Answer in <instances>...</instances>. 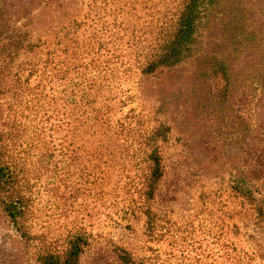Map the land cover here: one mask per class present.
<instances>
[{
  "label": "trees",
  "instance_id": "1",
  "mask_svg": "<svg viewBox=\"0 0 264 264\" xmlns=\"http://www.w3.org/2000/svg\"><path fill=\"white\" fill-rule=\"evenodd\" d=\"M243 8L241 0H0V213L38 248L36 264H77L88 237L73 223L60 235L69 237L66 248L36 243V237H55L43 219L46 194L59 203L65 185L73 205L93 188L100 193L114 185V174L135 169L132 212L145 213L151 239L164 238L153 236L165 220L156 197L171 126L145 127L144 114L134 109L117 117L130 98L121 85L190 62L223 97L239 84L242 103L250 86L256 116L249 121L242 106L240 164L230 186L239 204L236 233L250 245L229 237L224 223L193 253L177 237H165L171 250L155 264L264 259V35L251 28ZM260 41L259 65L246 62L236 70L239 56L259 49ZM119 258L136 263L126 250ZM139 264L152 258L145 255Z\"/></svg>",
  "mask_w": 264,
  "mask_h": 264
},
{
  "label": "rangeland",
  "instance_id": "2",
  "mask_svg": "<svg viewBox=\"0 0 264 264\" xmlns=\"http://www.w3.org/2000/svg\"><path fill=\"white\" fill-rule=\"evenodd\" d=\"M241 2L245 6L242 13L249 18L251 28L264 35V0ZM259 43L256 51L251 49L239 56L236 70L239 71L246 62L259 65L263 56V43ZM197 67L198 63L190 62L180 71L164 72L148 79L127 78L121 85L129 91L130 98L117 117L134 109V112L144 114L145 127L148 123L171 126L162 152L165 176L156 197V210L164 211L165 220L159 226V235L153 236L164 238L151 239L145 213L142 210L132 212L131 199L138 195L132 183V176L137 173L135 169L114 174L115 184L104 186L100 193L93 188L79 194L73 205L74 198L65 185L60 188L62 198L59 203L52 201L51 194H46L43 219L54 230L55 237H36V243L44 240L57 244L59 249L66 248L69 237L60 235L75 223L88 233V237H83L86 242L77 264H124L119 258L123 250L136 259L133 264H139L145 255L155 264L158 254L164 257L163 251L171 250V238L165 237H177L180 244L193 253L199 245L201 251L206 237L219 234L225 223L229 237L250 245L245 235L236 233L234 225L238 222L239 204L230 188L240 164L238 129L242 106L247 108L249 121L256 116L254 100L249 95L250 86L242 103L239 84L223 97L208 75L196 76ZM133 161H129L130 166ZM37 249L18 237L0 213V264H36L34 253ZM174 252L182 255L178 249ZM256 263L264 264V259H258Z\"/></svg>",
  "mask_w": 264,
  "mask_h": 264
}]
</instances>
